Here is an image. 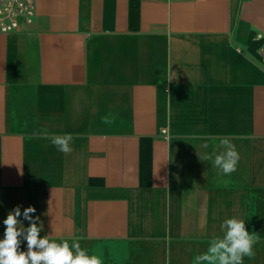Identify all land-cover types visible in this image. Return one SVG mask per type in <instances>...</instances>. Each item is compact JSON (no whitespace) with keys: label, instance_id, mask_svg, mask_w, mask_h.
<instances>
[{"label":"crops","instance_id":"1","mask_svg":"<svg viewBox=\"0 0 264 264\" xmlns=\"http://www.w3.org/2000/svg\"><path fill=\"white\" fill-rule=\"evenodd\" d=\"M263 40L264 0H36L0 34V239L33 206L101 264H195L237 218L264 264ZM222 136L227 176L203 159Z\"/></svg>","mask_w":264,"mask_h":264},{"label":"clouds","instance_id":"2","mask_svg":"<svg viewBox=\"0 0 264 264\" xmlns=\"http://www.w3.org/2000/svg\"><path fill=\"white\" fill-rule=\"evenodd\" d=\"M33 135L37 139L49 141L64 154L72 151L71 143L74 137L71 133L50 134L47 129H41ZM218 139L223 151L205 155L203 159L212 161L213 167L222 174L231 175L237 171L240 160L239 152L233 143L234 138L222 136ZM35 212L33 206L21 212L19 205L9 211L3 221L6 227L4 238L0 239V264H101L96 256H90L81 247L78 239L73 238L70 244L68 240H51L48 235L41 238L43 222L38 216H33ZM21 215L29 221L27 228L18 219ZM220 227L223 236L211 239L207 251L195 257V264H243L244 257H255L254 245L258 239L246 230L243 220L229 218ZM21 237L27 242V251L20 248Z\"/></svg>","mask_w":264,"mask_h":264},{"label":"built area","instance_id":"3","mask_svg":"<svg viewBox=\"0 0 264 264\" xmlns=\"http://www.w3.org/2000/svg\"><path fill=\"white\" fill-rule=\"evenodd\" d=\"M36 13V0H0V34H10L18 30L20 24H31ZM260 54V66L264 68V40ZM162 135L167 139V130H162Z\"/></svg>","mask_w":264,"mask_h":264}]
</instances>
